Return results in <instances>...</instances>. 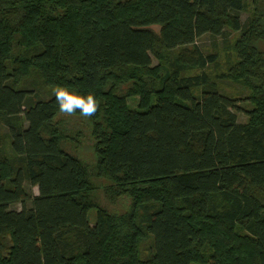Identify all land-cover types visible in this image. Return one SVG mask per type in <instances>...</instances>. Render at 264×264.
Here are the masks:
<instances>
[{
  "label": "trees",
  "instance_id": "1",
  "mask_svg": "<svg viewBox=\"0 0 264 264\" xmlns=\"http://www.w3.org/2000/svg\"><path fill=\"white\" fill-rule=\"evenodd\" d=\"M0 264H264V0H0Z\"/></svg>",
  "mask_w": 264,
  "mask_h": 264
},
{
  "label": "rangeland",
  "instance_id": "2",
  "mask_svg": "<svg viewBox=\"0 0 264 264\" xmlns=\"http://www.w3.org/2000/svg\"><path fill=\"white\" fill-rule=\"evenodd\" d=\"M249 14V13H247ZM245 13L242 18L245 19L247 17ZM152 29L159 33L160 28L158 26H153ZM229 38V43L224 42V39H218L214 43L212 38L209 36H204L198 41V45L202 47L205 53L217 52L220 55V64L222 69L229 59L234 60V52H233V41L237 38V33H231ZM226 43V45H224ZM221 90L234 98L239 99L238 105L239 107L249 109V105L246 104L245 99L248 95V89L244 88L241 85L232 83V82H223L221 83ZM128 104L131 109H136L138 107V98H130L128 99ZM239 121L244 122L246 120V116L243 113L238 114ZM57 124L61 127L62 132L64 134L65 140L62 144V147L68 152L74 154L79 157L84 164L89 165L90 167L94 166L96 163V155L94 152V141L91 136V124L87 118L74 116L70 114H60L56 118ZM4 131V129H2ZM98 188L97 196L103 204V195L101 193V188L105 185L101 180L95 181ZM33 193L38 194L37 188H33ZM12 209L20 210L19 205H14ZM123 210L122 207H120ZM95 212L92 211L90 213V220L94 222Z\"/></svg>",
  "mask_w": 264,
  "mask_h": 264
}]
</instances>
